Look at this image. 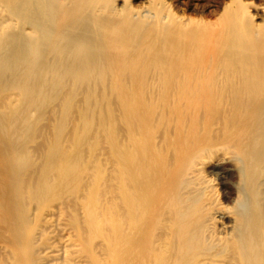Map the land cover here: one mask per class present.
<instances>
[{"label":"bare ground","instance_id":"bare-ground-1","mask_svg":"<svg viewBox=\"0 0 264 264\" xmlns=\"http://www.w3.org/2000/svg\"><path fill=\"white\" fill-rule=\"evenodd\" d=\"M0 264H264V0H0Z\"/></svg>","mask_w":264,"mask_h":264},{"label":"rangeland","instance_id":"rangeland-1","mask_svg":"<svg viewBox=\"0 0 264 264\" xmlns=\"http://www.w3.org/2000/svg\"><path fill=\"white\" fill-rule=\"evenodd\" d=\"M188 13L190 15H193V12L191 11H189ZM210 166H212V168H210L209 171L212 180H214L217 193H219V199H221L222 203H224V206L230 207L231 204L228 202L226 203L225 200L228 197V192L230 188L229 185H232L234 183L231 177L228 176L229 174L234 172L232 163L228 159L226 160L225 158L219 157L217 159H214L213 161H210L209 167ZM233 198L234 197H232V199ZM230 219V217L226 218V216L224 217V215H219L218 220L220 230L229 231L231 227Z\"/></svg>","mask_w":264,"mask_h":264}]
</instances>
